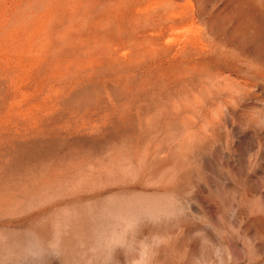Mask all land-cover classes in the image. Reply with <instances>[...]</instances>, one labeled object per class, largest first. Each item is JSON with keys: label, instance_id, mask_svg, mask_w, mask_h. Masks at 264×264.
<instances>
[{"label": "rangeland", "instance_id": "374dc122", "mask_svg": "<svg viewBox=\"0 0 264 264\" xmlns=\"http://www.w3.org/2000/svg\"><path fill=\"white\" fill-rule=\"evenodd\" d=\"M0 264H264V0H0Z\"/></svg>", "mask_w": 264, "mask_h": 264}]
</instances>
